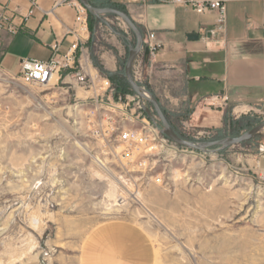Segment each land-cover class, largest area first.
<instances>
[{"label":"rangeland","instance_id":"obj_1","mask_svg":"<svg viewBox=\"0 0 264 264\" xmlns=\"http://www.w3.org/2000/svg\"><path fill=\"white\" fill-rule=\"evenodd\" d=\"M101 18L109 28L89 22L85 56L71 77L62 71L56 83L54 75V86L25 84L0 70V264H80L90 231L114 220L144 232L153 264H264V184L256 168L264 129L249 141L205 152L177 146L174 154L147 156L136 150V159L152 163L150 173L133 163L126 170L89 136L77 101L105 88L93 63L107 53L123 71L135 43L120 18ZM162 110L193 142L237 137L264 120V111L226 108L220 127L194 129ZM156 175L162 184L150 178Z\"/></svg>","mask_w":264,"mask_h":264},{"label":"crops","instance_id":"obj_2","mask_svg":"<svg viewBox=\"0 0 264 264\" xmlns=\"http://www.w3.org/2000/svg\"><path fill=\"white\" fill-rule=\"evenodd\" d=\"M56 1L35 0L32 8L30 0H0V13L5 10L15 28V33L0 34L2 72L17 75L22 58L48 60L53 44L58 45L60 54L68 50L74 41L69 33L75 28L73 0L55 5ZM89 1L98 7L124 5L142 34L144 48L148 44L157 46L148 55L143 48L134 62L133 77L181 124L215 129L222 125L226 108L234 112L264 111V0L227 2L222 29L216 28L214 13L196 14L190 8L170 3ZM31 8L32 14L27 15ZM110 32L121 47L126 46L124 37L111 29ZM89 35L87 28L78 42L79 62L85 56ZM99 59L103 69L113 74L114 83L130 89L114 56L102 53ZM65 72L68 77L74 74ZM94 72L98 74L95 69ZM99 74L101 79L107 78ZM59 80L60 75L56 83ZM113 82L110 83L115 88ZM90 232L81 250L80 264L154 263L150 241L130 222L108 221Z\"/></svg>","mask_w":264,"mask_h":264},{"label":"built area","instance_id":"obj_3","mask_svg":"<svg viewBox=\"0 0 264 264\" xmlns=\"http://www.w3.org/2000/svg\"><path fill=\"white\" fill-rule=\"evenodd\" d=\"M128 3L144 4L148 1L158 3H170L178 6L190 8L196 14L214 13L216 15V28L222 29L226 21V3L230 0H126ZM32 8L35 0H30ZM65 2L57 0L55 5ZM75 10V28L70 29L74 41L64 54L58 51V45L51 46V54L48 60L38 61L31 58H22L19 62L18 78L25 84L54 86L50 85L51 78L62 71H74L79 62L77 55L78 42L81 40L82 33L87 31L88 16L87 12L76 0L71 1ZM32 8L27 15L32 14ZM2 31L15 33L12 19L4 10L0 13V34ZM215 30L211 31L213 35ZM153 38V34L149 35ZM149 53L155 51L156 45L148 44ZM105 88L101 94L92 95L89 99L78 100L77 105L84 108V124L87 126L89 136L98 141L104 152L112 154L119 159L121 164L127 169L131 163L138 167L142 173H150L153 169L152 163L148 159H136L134 152L138 149L144 151V155H161L163 153L174 154L177 146L172 143L163 133L159 118L156 119L150 104L140 99L133 92L121 94L116 93V88L112 86L107 78L102 79ZM83 83L84 78L79 77ZM144 89L145 96H149ZM148 107L151 117L146 114L144 107ZM184 126H188L185 122ZM200 135V133H198ZM198 138V136L196 137ZM118 150L119 152H116ZM111 155V156H114ZM257 177L261 184H264V152L259 153L256 161ZM151 179L157 184L163 183L160 175Z\"/></svg>","mask_w":264,"mask_h":264},{"label":"water","instance_id":"obj_4","mask_svg":"<svg viewBox=\"0 0 264 264\" xmlns=\"http://www.w3.org/2000/svg\"><path fill=\"white\" fill-rule=\"evenodd\" d=\"M76 1L82 7H84L87 13L94 16L96 20L101 21L104 24L108 25L106 22L102 20L101 16L102 15L116 16L120 18L133 33L135 38V43L134 45L128 47V53L123 67V72L127 84L134 94H136L140 99L145 100L151 105L154 113L159 118L160 124L162 126V130H161L162 133L176 146L205 152V151L213 150L212 148H225L249 141L252 138H254L257 134H259L262 129H264V120H262L261 122H259L258 124H256L249 130L244 132L243 134L233 138H225L220 140L202 141V142H193L182 138L167 121L166 116L162 108L160 107L158 101L156 100V98L153 97L150 93H148L149 95L148 97L142 94L144 92V89L135 81L133 77V65L135 60L137 59V57L144 48V42L140 30L138 29L136 24L131 20L130 16L127 13H124L112 7L94 6L90 3L89 0H76ZM144 49H145V54L148 55L149 54L148 48H144ZM144 111L148 116L151 117V112L148 107L145 106Z\"/></svg>","mask_w":264,"mask_h":264},{"label":"trees","instance_id":"obj_5","mask_svg":"<svg viewBox=\"0 0 264 264\" xmlns=\"http://www.w3.org/2000/svg\"><path fill=\"white\" fill-rule=\"evenodd\" d=\"M92 4V3H91ZM105 7H112V8H115V9H118L124 13H126L125 11V8L119 4H109L108 6H105ZM87 16H88V30L91 31V28L89 27V22L91 23H94L96 22L97 23V20L94 16H92L91 14L87 13ZM93 65L98 68V70L105 74L107 79L110 81V82H113V74L110 73V72H107L103 69L102 65L98 62H94ZM114 83V82H113ZM115 85V88H116V93H121V94H126V93H129V92H132L130 89H128L127 87L125 88H121V86L117 83H114Z\"/></svg>","mask_w":264,"mask_h":264},{"label":"bare ground","instance_id":"obj_6","mask_svg":"<svg viewBox=\"0 0 264 264\" xmlns=\"http://www.w3.org/2000/svg\"><path fill=\"white\" fill-rule=\"evenodd\" d=\"M53 78V77H52ZM52 78H51V80H52ZM51 80H50V82H51ZM50 82H49V84H50ZM142 94H144V93H142ZM144 95H146V94H144ZM100 161V160H99ZM101 163H99L100 164V166L101 167H104L105 169H106V171L109 173V171L107 170V168H106V166H105V164L103 163V161H100Z\"/></svg>","mask_w":264,"mask_h":264}]
</instances>
